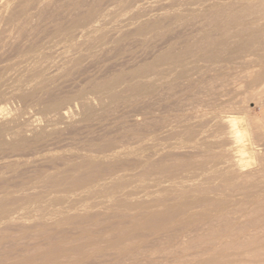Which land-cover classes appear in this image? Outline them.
Listing matches in <instances>:
<instances>
[{"label":"rangeland","instance_id":"rangeland-1","mask_svg":"<svg viewBox=\"0 0 264 264\" xmlns=\"http://www.w3.org/2000/svg\"><path fill=\"white\" fill-rule=\"evenodd\" d=\"M0 264H264V0H0Z\"/></svg>","mask_w":264,"mask_h":264},{"label":"bare ground","instance_id":"bare-ground-1","mask_svg":"<svg viewBox=\"0 0 264 264\" xmlns=\"http://www.w3.org/2000/svg\"><path fill=\"white\" fill-rule=\"evenodd\" d=\"M123 76V75H122ZM2 132V131H1Z\"/></svg>","mask_w":264,"mask_h":264}]
</instances>
